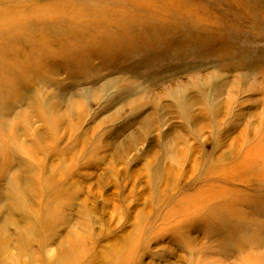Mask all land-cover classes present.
<instances>
[{"label":"rangeland","instance_id":"374dc122","mask_svg":"<svg viewBox=\"0 0 264 264\" xmlns=\"http://www.w3.org/2000/svg\"><path fill=\"white\" fill-rule=\"evenodd\" d=\"M0 264H264V0H0Z\"/></svg>","mask_w":264,"mask_h":264},{"label":"bare ground","instance_id":"6f19581e","mask_svg":"<svg viewBox=\"0 0 264 264\" xmlns=\"http://www.w3.org/2000/svg\"><path fill=\"white\" fill-rule=\"evenodd\" d=\"M57 6H58V5H57ZM57 6H56V7H57ZM60 6H61V5H60ZM47 8H48V7H47ZM45 11H46L45 13L51 12L50 10H48V9H46V8H45ZM53 11H54V10H52V12H53ZM79 13H80V11H79ZM255 146H256V145H255ZM208 190H210V189H208Z\"/></svg>","mask_w":264,"mask_h":264}]
</instances>
